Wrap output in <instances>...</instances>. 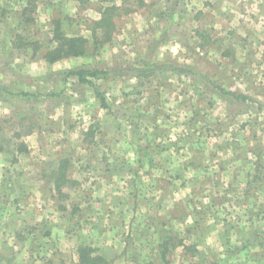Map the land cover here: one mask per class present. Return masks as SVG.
Segmentation results:
<instances>
[{"label":"rangeland","instance_id":"374dc122","mask_svg":"<svg viewBox=\"0 0 264 264\" xmlns=\"http://www.w3.org/2000/svg\"><path fill=\"white\" fill-rule=\"evenodd\" d=\"M99 1L0 0V264H72L85 243L115 264H264V42L244 45L239 63L211 59L193 43L212 28L202 0H146L103 46L45 60L53 21L91 37ZM161 58L197 76L122 74L128 59ZM78 66L115 67L99 81L109 107L67 86ZM235 90L251 99L224 92ZM63 158L78 181L65 196L53 173Z\"/></svg>","mask_w":264,"mask_h":264},{"label":"trees","instance_id":"16d2710c","mask_svg":"<svg viewBox=\"0 0 264 264\" xmlns=\"http://www.w3.org/2000/svg\"><path fill=\"white\" fill-rule=\"evenodd\" d=\"M78 3L88 2L90 0H77ZM112 1L108 4L105 2ZM120 4L117 3V0H101L100 5L98 7V12L100 16L95 19L89 20L88 28L91 30V37L82 34H74L69 35L63 31L62 28V20L57 18L53 21V38H51V45L43 54L45 60L50 63L58 62L59 60L74 56H84L89 53L91 47L98 48L99 46H103L112 40L113 36L117 32V28L119 27V20L123 15H127L131 12L137 11L140 7H144L146 0H120ZM31 2V1H30ZM139 4H138V3ZM34 4V2L29 3ZM36 8V5H35ZM34 8V9H35ZM24 12V20H29L27 17V11L30 10L28 6L23 8ZM166 11L160 13V16L164 15ZM4 15V12L1 14ZM70 20L74 19V17L64 16ZM135 62L129 63L126 67L127 70H135L134 76L138 77L140 80L142 78L150 81L151 77H153L157 71L156 67L153 66H144V65H134ZM140 64V63H138ZM114 68L112 66L98 67V66H78L74 68L66 69L64 73L65 81L70 80V78H74V85H83L86 88H90L96 98L101 101L103 107H109L107 98L104 93L100 91L99 81L108 80L113 78ZM173 68V66H172ZM150 83V82H148ZM228 94L233 95L236 98L240 99H251V96L245 94L241 91L236 92H227ZM23 95L26 93L22 92ZM91 132V131H90ZM263 167V164H260ZM71 168V162L68 158H63L60 162V165L57 169H55L54 173V181L56 188L58 189L60 195L65 194L62 192L63 187L67 185L74 186L78 184V181L71 178L68 173ZM258 173L260 177L261 169H258ZM136 190L132 191V194L135 193ZM171 239H165L160 244V255L164 258L167 257V254L171 252L167 250L168 243ZM180 245H183L184 248H188L186 244L180 242ZM115 256H111L106 254L105 252H99L95 247L91 244H80L77 247V259L72 262V264H115L114 263ZM168 262V261H167ZM60 264H69L67 261L65 263Z\"/></svg>","mask_w":264,"mask_h":264},{"label":"crops","instance_id":"0c3cea01","mask_svg":"<svg viewBox=\"0 0 264 264\" xmlns=\"http://www.w3.org/2000/svg\"><path fill=\"white\" fill-rule=\"evenodd\" d=\"M65 1L75 2L76 0H63V2ZM90 1L92 2L93 0ZM120 2V0H117L118 4H120ZM202 2L203 13L209 14V16L211 17L210 23L212 24V28H196L198 32L200 31L201 34L205 33V35L208 36L203 40V42L196 32L193 43L197 46V50L201 49L202 52H204L206 55L210 53V56L212 57L211 59L217 58L219 61L230 59V61L239 63V61L242 60L244 56L250 57L251 55L248 54L247 51H244V45L255 46L258 43L264 42V0H202ZM99 5L100 1L98 3V7ZM71 6L67 7V10L65 9V11H67L68 13L64 12V14L66 16L74 17L78 14L79 11H76V4H74V11L70 10ZM99 16L100 13H97L95 16L91 17L98 18ZM174 44H176V46L177 44H179L181 46V49H183L185 52L186 47L190 45L182 44V42L180 41L175 42ZM228 47H232V49L227 50ZM145 58L147 59V57ZM131 62L135 61L131 59L126 60L127 65ZM173 63L174 62H168L167 64L166 60L161 58L156 66L147 64V61L144 62V65L157 68L155 75L151 77V79L157 81V83L159 84L165 81L163 75H166L168 73H176L177 75L185 74L187 75V77H190V79H193L194 76H197L196 72L190 70L192 68L190 64H188L189 66H187L186 68H181L182 66H180L179 64L173 65ZM236 65H234L230 69V71H237L239 65L238 68ZM128 71L129 70L125 68L122 74H126ZM133 77L136 78L134 74ZM111 79L112 78L108 80ZM73 80L75 81L74 78H70V80L66 81L67 86L70 85V88L75 86L73 84ZM1 88L3 89V87H0V90H2ZM235 98L236 97H234V99ZM0 99H2V96L0 97ZM236 99L241 100L240 98ZM154 167H156V165ZM128 182L129 188L133 189L130 184L132 183V180ZM130 196H135V193H133V195L130 194ZM244 231H246L245 228L236 229V233L234 234V236H240ZM246 243L247 242H243V240L242 242L238 241V243L234 246L235 252L240 249L243 250V246L246 245ZM234 248L232 249L234 250ZM258 264L261 263L258 262Z\"/></svg>","mask_w":264,"mask_h":264}]
</instances>
